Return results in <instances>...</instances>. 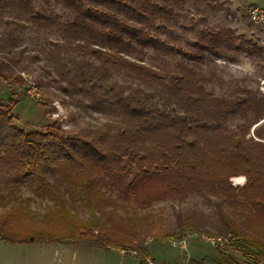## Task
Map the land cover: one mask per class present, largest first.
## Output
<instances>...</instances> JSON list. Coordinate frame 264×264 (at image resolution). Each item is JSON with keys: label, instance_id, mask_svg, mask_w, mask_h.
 <instances>
[{"label": "trees", "instance_id": "16d2710c", "mask_svg": "<svg viewBox=\"0 0 264 264\" xmlns=\"http://www.w3.org/2000/svg\"><path fill=\"white\" fill-rule=\"evenodd\" d=\"M36 1L0 0V79L25 85L24 71H34L29 87L43 85L67 105L102 117L78 130L54 122L27 132L0 102V239L157 236L152 215L139 210L155 200L181 202L197 194L214 213L174 208L162 238L178 230L231 234L264 261V242L253 233L264 209L257 191L264 185V92L235 84L218 94L199 74L220 51H246L263 62V47L230 27L211 25L183 41L180 28L193 19L188 0ZM27 29L36 43L24 38ZM173 54L181 59L172 62ZM253 127L255 137H249ZM241 175L247 183L238 190L230 179ZM35 200L50 203L57 229L15 230L12 220ZM118 212L120 227L109 218ZM103 239L120 247L134 241ZM222 263L239 264L226 255Z\"/></svg>", "mask_w": 264, "mask_h": 264}, {"label": "rangeland", "instance_id": "374dc122", "mask_svg": "<svg viewBox=\"0 0 264 264\" xmlns=\"http://www.w3.org/2000/svg\"><path fill=\"white\" fill-rule=\"evenodd\" d=\"M217 2L218 5L214 8L188 0L185 6L191 9L193 19L184 22L186 28H180L182 40H191L205 25L230 27L236 31L237 35L245 37L250 42H258L264 52V26L262 21L256 22L252 18L253 10H264V0H217ZM35 5L45 4L38 0ZM51 6L64 20L70 19V14L61 6L54 3ZM24 38L26 41L32 39L31 41L36 43L38 37L35 36V32L27 29ZM168 58L172 62H177L181 56L173 54ZM24 72L25 85L0 79V102L3 108L14 117L18 127L27 132L44 131L47 125L57 122L62 129L71 131L85 127L87 122H94L93 117H102L97 112L87 114L84 109L67 105L63 101L64 96L43 85L37 84L39 90L29 87L33 80L36 82L37 73L27 70ZM199 74L207 78V88L213 89L218 94L225 93L235 84L253 89L259 88L264 92V61L249 56L246 51H220L219 54L205 60L199 69ZM236 122L237 119L231 121L232 124ZM262 122L256 126L262 125ZM249 137H255L254 127ZM230 182L239 190L247 183V178L243 175L235 176L230 179ZM263 186L257 189L258 193H262L261 195H264ZM27 195L29 193L25 192V196ZM49 206L50 203L47 201L35 200L28 211L17 215L12 220L15 230L21 233L28 231L41 233L49 228L57 229L58 220L50 215ZM174 208L182 209L184 212L195 210L205 215H211L215 211L213 205L197 194H192L181 202H171L167 199L155 200L149 207L139 210L138 214L152 215L151 219L156 228L153 233L159 234L157 236H147L142 232L136 235H83L81 237L68 235V238L58 242L38 240L29 243H10L0 239V264H223V255L233 257L239 264H264V261L252 252L245 251V248L235 240L223 248H217L206 240V237L231 234L211 235L199 231L178 230L176 235L162 238L165 230H168L174 222ZM243 208L244 211L251 209ZM120 213L122 212L109 216L119 227L120 224H124L119 217ZM254 227V235H258V238L264 242V209L256 219ZM25 236L29 237V235ZM125 236L134 238L131 246L120 247L103 239L106 237L118 239Z\"/></svg>", "mask_w": 264, "mask_h": 264}, {"label": "built area", "instance_id": "2783aa9c", "mask_svg": "<svg viewBox=\"0 0 264 264\" xmlns=\"http://www.w3.org/2000/svg\"><path fill=\"white\" fill-rule=\"evenodd\" d=\"M252 18L253 20L262 21V24L264 26V10L255 9L252 11ZM188 236H186L187 238ZM185 238V241H186ZM206 240H208L212 245L215 247L223 248L225 245L232 243L234 241V237L232 235L227 236H221V237H206Z\"/></svg>", "mask_w": 264, "mask_h": 264}]
</instances>
